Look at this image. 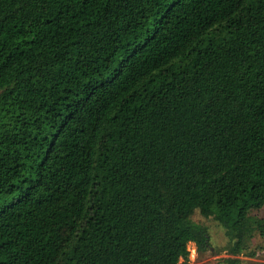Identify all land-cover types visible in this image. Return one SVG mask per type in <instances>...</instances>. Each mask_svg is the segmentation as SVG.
<instances>
[{
	"label": "trees",
	"instance_id": "obj_1",
	"mask_svg": "<svg viewBox=\"0 0 264 264\" xmlns=\"http://www.w3.org/2000/svg\"><path fill=\"white\" fill-rule=\"evenodd\" d=\"M263 206L264 0H0V264H178L196 209L240 264Z\"/></svg>",
	"mask_w": 264,
	"mask_h": 264
},
{
	"label": "rangeland",
	"instance_id": "obj_2",
	"mask_svg": "<svg viewBox=\"0 0 264 264\" xmlns=\"http://www.w3.org/2000/svg\"><path fill=\"white\" fill-rule=\"evenodd\" d=\"M254 215L264 217V206L252 211ZM194 224L203 226L210 235V249L198 251L194 242H189V255L185 258L180 252L178 264H220L221 258L229 256L227 246L236 240L234 231L221 225L215 218L204 216L199 209L191 215ZM251 249L256 251L255 257L242 255L240 264H257L264 261V234L256 233L251 240Z\"/></svg>",
	"mask_w": 264,
	"mask_h": 264
}]
</instances>
